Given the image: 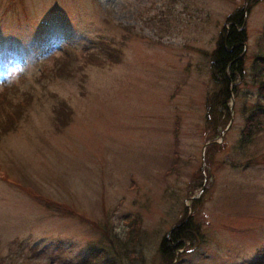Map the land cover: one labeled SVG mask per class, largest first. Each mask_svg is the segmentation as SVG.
Masks as SVG:
<instances>
[{
	"label": "rangeland",
	"instance_id": "obj_1",
	"mask_svg": "<svg viewBox=\"0 0 264 264\" xmlns=\"http://www.w3.org/2000/svg\"><path fill=\"white\" fill-rule=\"evenodd\" d=\"M237 8L246 11V73L207 156L208 54ZM52 17L76 56L69 75L47 69L64 54L41 37ZM262 54L264 0H0V79L25 65L8 98L29 100L16 128L0 132V264L76 262L103 242L105 261L162 264L161 238L185 233L192 214L201 241L180 247L173 264L254 262L264 252V130L240 138L247 107L264 100V66L253 62ZM59 105L71 109L65 125ZM30 194L73 205L106 238Z\"/></svg>",
	"mask_w": 264,
	"mask_h": 264
},
{
	"label": "trees",
	"instance_id": "obj_2",
	"mask_svg": "<svg viewBox=\"0 0 264 264\" xmlns=\"http://www.w3.org/2000/svg\"><path fill=\"white\" fill-rule=\"evenodd\" d=\"M20 1V0H19ZM256 2V0H250L251 3ZM245 10L243 11L240 8L235 9L227 17V23L225 29H222L219 32V36H217L216 46L213 47V50L208 54V58L210 60V78L209 81L212 83V88L207 91L206 97L204 98L205 109H204V119L205 123V133L206 140L208 142L207 149H210L207 153L213 150L218 146L216 142L217 139L221 136V131L226 127L228 123V119L231 117V99L238 93L239 82L243 80L246 69H244L243 65V57L242 53L244 52L243 45H245L247 41L246 37V28L244 27L245 22ZM61 19L56 20V18L52 17L49 20H45L42 25L45 27V30L41 37L45 38V41L48 47H61L64 49V54L54 56L53 64L49 66L47 69L49 71H54L58 75H69L72 74V70H69L67 67L69 64L74 62L75 55L72 47L68 46L69 42L66 41V37L63 36L64 26H61ZM60 31H59V30ZM62 31V33H61ZM61 33V35H60ZM106 44V52L105 54L111 56L112 59H117L119 56L115 55L116 52L120 53L121 49L116 47L111 48L108 42ZM85 60L97 61V63L101 62V59L97 58V56L92 55L91 53L85 54ZM253 62L260 64V66H264V56L263 54L260 56H254ZM262 64V65H261ZM257 73L253 75V78L258 80ZM8 83H3V94H0V132H6L11 129L16 128V123L24 114L25 104L29 105L28 97H23V101H20V104H14L10 101V97L8 98V94L14 91V86L7 88ZM258 89L260 92L264 94V79L260 81ZM260 93L257 97V102L251 104V107H247L250 110L249 114L244 117L245 125L244 128L241 129L243 131V136L240 138V141L245 143V141L250 142L252 138H254V134L264 130V100L260 99ZM264 97V96H263ZM59 113L60 122L62 125H65L68 122V116L71 115V109L65 108L62 105L55 107ZM176 144V143H175ZM173 162L171 163V169L176 170L178 162V155L176 153H172ZM256 161L264 162L263 158H257ZM5 175H2V179L6 181ZM192 178L195 179L193 176ZM30 186L28 189L37 190L38 188ZM31 195V194H30ZM33 197L35 203L42 205L45 209L50 211L51 213H58L59 215H64L73 218H79L80 220L87 221L92 225H95L106 238L105 226L102 227L98 222L86 217L85 214H81L74 210V206L70 205L66 202H57L52 199L43 198L36 195H31ZM135 218H138L136 216ZM184 227L186 231H183L178 227H173V229L161 238V242L157 249L159 251V260L162 261V264H173L175 262V256L178 253L180 247L185 245L188 241H201V232L200 227L198 226V221L196 216L192 214L189 219H187L184 224L181 225ZM134 224L132 228H134ZM180 227V226H179ZM180 230V231H179ZM105 240V239H101ZM103 242V241H102ZM101 249H93L90 254H85L76 262L68 261L66 264H125L121 259H117L112 257L109 260H106V242H103L101 245ZM103 257V259H101ZM251 264H264V252H261L260 256Z\"/></svg>",
	"mask_w": 264,
	"mask_h": 264
},
{
	"label": "clouds",
	"instance_id": "obj_3",
	"mask_svg": "<svg viewBox=\"0 0 264 264\" xmlns=\"http://www.w3.org/2000/svg\"><path fill=\"white\" fill-rule=\"evenodd\" d=\"M27 67L25 65H19L18 67H14L12 70L11 77L8 79H0V84L3 83H11L13 79L19 77L23 73L27 71Z\"/></svg>",
	"mask_w": 264,
	"mask_h": 264
},
{
	"label": "water",
	"instance_id": "obj_4",
	"mask_svg": "<svg viewBox=\"0 0 264 264\" xmlns=\"http://www.w3.org/2000/svg\"><path fill=\"white\" fill-rule=\"evenodd\" d=\"M227 127H228V126H227ZM222 131H223V130H222ZM222 133H224V132H222ZM207 144H208V142H205V143H204V146H206Z\"/></svg>",
	"mask_w": 264,
	"mask_h": 264
}]
</instances>
